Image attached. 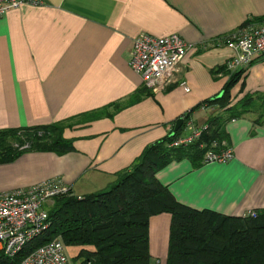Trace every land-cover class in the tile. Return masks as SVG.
Returning <instances> with one entry per match:
<instances>
[{
  "label": "crops",
  "instance_id": "1",
  "mask_svg": "<svg viewBox=\"0 0 264 264\" xmlns=\"http://www.w3.org/2000/svg\"><path fill=\"white\" fill-rule=\"evenodd\" d=\"M262 22L264 0H41L6 12L0 19V131L61 125L73 149L25 150L0 161V192L49 180L79 197L108 189L180 117L190 114L179 137L190 136L189 122L207 124L218 106L201 104L241 72L228 106L238 115L226 123L233 158L174 160L157 178L191 208L230 216L263 211L264 56L247 70L226 66L235 54L227 39L245 23ZM173 33L192 46L176 82L144 89L129 64L135 38ZM99 111L104 114L89 119ZM171 222L167 212L150 219L153 261L167 257ZM79 249L72 246L71 255Z\"/></svg>",
  "mask_w": 264,
  "mask_h": 264
},
{
  "label": "trees",
  "instance_id": "2",
  "mask_svg": "<svg viewBox=\"0 0 264 264\" xmlns=\"http://www.w3.org/2000/svg\"><path fill=\"white\" fill-rule=\"evenodd\" d=\"M239 73L231 76L220 95L201 104L218 106L219 111L209 118V127L199 140L170 146L189 119L190 114L185 115L179 131L146 147L108 189L81 197L72 190L55 196L49 210L50 227L15 258L2 253L0 264H18L37 247L58 237L66 246L80 247L75 255L80 264H154L149 250L150 219L164 212L172 215L166 264H264V210L252 217L191 208L179 202L157 178V172L174 160L190 158L202 164L209 149L222 148V142L227 141L226 123L238 115L234 107L228 106ZM139 99L136 95L132 103ZM103 114L99 111L88 117L95 119ZM22 129H47L51 133L34 137L25 149H11L0 142V161H10L25 150L64 154L73 149L71 141L63 137L61 125Z\"/></svg>",
  "mask_w": 264,
  "mask_h": 264
},
{
  "label": "built area",
  "instance_id": "3",
  "mask_svg": "<svg viewBox=\"0 0 264 264\" xmlns=\"http://www.w3.org/2000/svg\"><path fill=\"white\" fill-rule=\"evenodd\" d=\"M41 0H0V19L8 11L27 4H39ZM227 44L235 54L226 63L229 70H247L253 61L264 56V22L247 23L238 28ZM192 46L178 33L157 37L141 34L135 38L129 61L132 69L141 76L148 89L167 88L176 82L186 56ZM190 136L178 137L170 146L178 147L196 142L208 129V124L196 127L188 123ZM217 146L216 143L213 144ZM220 150L209 149L203 163L227 162L233 158V150L223 141ZM205 147V144H201ZM70 189L55 180L37 183L27 188L0 192V255L13 259L34 238L46 231L51 220L46 203ZM246 215L257 217L258 211ZM244 215V216H246ZM18 264H72L67 246L60 237L32 251ZM156 264H161L160 260Z\"/></svg>",
  "mask_w": 264,
  "mask_h": 264
},
{
  "label": "rangeland",
  "instance_id": "4",
  "mask_svg": "<svg viewBox=\"0 0 264 264\" xmlns=\"http://www.w3.org/2000/svg\"><path fill=\"white\" fill-rule=\"evenodd\" d=\"M50 133L51 132L47 129H18L15 131H8L7 134L0 133V142L3 143L4 147H10L11 149H25L30 147L34 137H42L46 134L50 135ZM53 204L54 199H49L46 206L50 210ZM67 252L70 254L72 264H80V260L77 261L75 258L76 253L71 255V253L74 252L72 246H67ZM157 260H160L161 264H166V258L156 259L154 260V264H156Z\"/></svg>",
  "mask_w": 264,
  "mask_h": 264
},
{
  "label": "water",
  "instance_id": "5",
  "mask_svg": "<svg viewBox=\"0 0 264 264\" xmlns=\"http://www.w3.org/2000/svg\"><path fill=\"white\" fill-rule=\"evenodd\" d=\"M184 123H185V118L184 117H180L179 119H177L176 123H175V126H174L173 134L175 132L179 131Z\"/></svg>",
  "mask_w": 264,
  "mask_h": 264
}]
</instances>
